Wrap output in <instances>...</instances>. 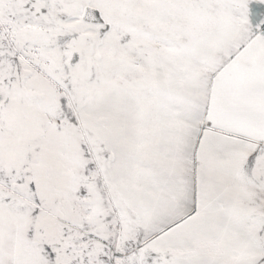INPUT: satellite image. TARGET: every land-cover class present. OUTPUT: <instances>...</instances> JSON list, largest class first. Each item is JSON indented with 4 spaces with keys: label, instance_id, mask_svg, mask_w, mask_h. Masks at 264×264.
<instances>
[{
    "label": "snow or ice",
    "instance_id": "1",
    "mask_svg": "<svg viewBox=\"0 0 264 264\" xmlns=\"http://www.w3.org/2000/svg\"><path fill=\"white\" fill-rule=\"evenodd\" d=\"M0 264H264V0H0Z\"/></svg>",
    "mask_w": 264,
    "mask_h": 264
}]
</instances>
